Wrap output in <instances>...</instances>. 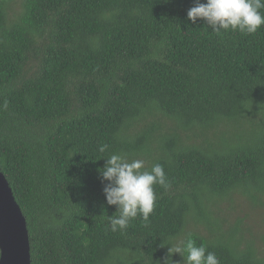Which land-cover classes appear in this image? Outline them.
<instances>
[{"label":"trees","instance_id":"trees-1","mask_svg":"<svg viewBox=\"0 0 264 264\" xmlns=\"http://www.w3.org/2000/svg\"><path fill=\"white\" fill-rule=\"evenodd\" d=\"M195 2L0 0V170L30 264H164L189 234L220 264H264V25L217 35ZM113 153L169 181L115 232Z\"/></svg>","mask_w":264,"mask_h":264},{"label":"clouds","instance_id":"clouds-1","mask_svg":"<svg viewBox=\"0 0 264 264\" xmlns=\"http://www.w3.org/2000/svg\"><path fill=\"white\" fill-rule=\"evenodd\" d=\"M264 0H196L186 17L192 24L202 20L217 35L221 31L255 34L264 25ZM108 145L99 147L105 153ZM144 169L142 159L129 160L127 156L113 153L107 156L102 168L98 169L107 205L115 206L118 216H109V228L115 232L127 229L131 220L138 215L147 222L153 213L156 201L154 185L165 189L169 181L161 164H155L150 170ZM171 244L164 257V264H170L173 253H186V264H220L214 252L207 251L205 244L197 245L191 234L186 240ZM166 243V244H169Z\"/></svg>","mask_w":264,"mask_h":264},{"label":"water","instance_id":"water-1","mask_svg":"<svg viewBox=\"0 0 264 264\" xmlns=\"http://www.w3.org/2000/svg\"><path fill=\"white\" fill-rule=\"evenodd\" d=\"M0 264H30L26 219L0 170Z\"/></svg>","mask_w":264,"mask_h":264},{"label":"rangeland","instance_id":"rangeland-1","mask_svg":"<svg viewBox=\"0 0 264 264\" xmlns=\"http://www.w3.org/2000/svg\"><path fill=\"white\" fill-rule=\"evenodd\" d=\"M249 214L252 215V212L249 213ZM253 215L256 216L253 220H250V221H249V219H245V221H246V222L249 221L250 224H252L255 228L259 229L261 232L264 233V226L262 225L263 221L260 220V217L258 216V214L255 213V214H253Z\"/></svg>","mask_w":264,"mask_h":264}]
</instances>
